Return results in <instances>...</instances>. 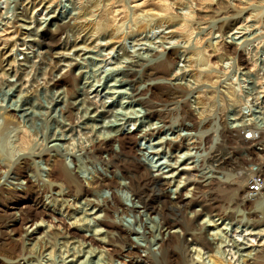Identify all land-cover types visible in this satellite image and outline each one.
I'll return each mask as SVG.
<instances>
[{
  "label": "rangeland",
  "instance_id": "obj_1",
  "mask_svg": "<svg viewBox=\"0 0 264 264\" xmlns=\"http://www.w3.org/2000/svg\"><path fill=\"white\" fill-rule=\"evenodd\" d=\"M22 1L23 0H0V20L3 21L0 23V26L5 28V30L0 31V51L4 52L1 59H4L5 57H7V59H15V63L12 65L13 68H11V70L9 69L11 74L7 73L4 75V77H7L8 79H0V106H8L14 103L12 106L19 109L14 110L19 118L23 115V108L25 105L27 107L31 106L28 110L31 111L32 115H23L25 120L22 119L23 116L21 119H18L17 117V121L9 122L7 124V118L3 115V112L0 109L1 182L3 181V183L7 184H17V182L20 181V178L21 182L24 180V176H18L15 173V167L20 164L24 157L29 160V165H31L30 167L32 168H30V171L28 170L27 173L32 172L36 175L37 181H44V178L46 179L49 177L48 169H50L48 164L49 162L47 161L45 154H59L63 158V163L70 171L73 172V175L76 173L74 170L76 168L78 169V173H80L79 178L83 176L81 179L87 178V176H93L95 171L96 173L98 171L107 174L109 168L105 166V163L101 159H98L97 157L94 158L95 156L92 157L88 154V148H91L95 142L101 139H106L112 135V133H116L118 129L123 126L124 129L130 127L131 131L147 127L149 121L148 115H150H145V111H147L148 108L146 104L132 101V98L127 95L130 92H133V84H131V82L128 81V77L123 75V72H121L127 60L124 57H128V55H130V57L136 56V58H138L139 56L140 58L142 55V58L145 61H149L151 59L153 60L154 57L156 58L159 55L160 51V54H162L161 47L163 44L164 46L172 44L181 45V52L179 53L180 58H178L179 61L177 60L176 66L177 69L179 68V70H177L179 72L175 70L173 72L164 73L166 74L165 77L169 78V81L171 80V84H166V87L164 86V88H167L169 93H180V97L184 100L182 101L183 103L180 102L169 105L168 99L165 98L166 96L156 95L151 99V105L153 106L152 115L155 118L159 116H166L168 119L176 118L177 120L182 119L183 117H190L192 114L197 115L199 118L200 129H202L201 138L202 147H204L202 151L207 152L210 144L214 143L216 146L217 142H222L223 140L226 143L225 145L229 147V149L234 150L237 154L243 147L245 148V160L242 162L240 155L239 160L242 163L241 166L245 168L249 158V153L247 154V147L249 145H244L240 141L237 143L228 141L223 130L225 127L232 128L234 125L236 126L237 123L239 124L244 122V120L245 125L249 124L258 127L264 126V61L262 60L260 62V60L264 58V0H231L234 3V5L230 7V11L232 13L228 12L227 14L240 16L241 19H245V16L248 18L249 16V19L246 21L243 20L246 23L243 31H246V33L241 38H238L241 33H235L234 35L237 36L235 39L233 38L234 35L232 37H226V39L221 37V34L227 30L226 24L230 21L229 19L231 17H229V19H224L223 16L226 14L220 12L214 14L213 18H206L203 22L195 24L194 30L190 35L181 34L175 39H164L165 33L163 29L165 26L159 25L158 18L160 15L158 14L163 11L167 2H174L169 9L170 12L185 13L187 11H193L192 9L196 10V7L203 8V6H209V4L213 6L217 0H184L182 5L179 4L177 0H55L54 4H56L59 17L60 14L61 17L62 15L63 17H66V15L68 17L72 13V15H77L78 13H81L84 8L88 9V14L86 15L87 18L85 17V20H88L87 22L90 26L96 25V27H98V24L103 25L102 30L96 28L94 35L92 36L93 38L97 34L103 32H106V34L111 32L113 33V36H118L120 33L118 36L120 42L114 47H94V44L86 47L85 44L80 41L82 34L74 31L61 32L60 34H57L55 36L56 39L54 38L53 42L45 41L44 38L40 36L38 28L48 16V9L50 7L45 8L43 6H36L37 8L34 7V9L33 6L29 5L28 8H25L24 4H21ZM249 6L250 8H248ZM243 21L241 23L244 24ZM198 37L200 42L197 40ZM244 38L247 39L248 42L243 44L239 43L240 47L243 49L245 48L244 51L250 56L253 55V57L256 58V62L258 61L256 63V68H254L255 70H253V72L256 73H250L253 74L250 76L242 75L240 69L243 68L237 67V65H240V62L242 61L240 55L232 60L224 59L222 62V58L225 57L226 53H228L227 51L233 50L232 47H226V43L229 44V40H238V42H241ZM100 41L103 42V39L101 38ZM80 45L82 48L84 46L85 49L81 48V51H77V48H79ZM194 46L200 47L194 50ZM90 49H92V51H90ZM93 49L96 52L93 51ZM123 52L126 54H122ZM245 52L243 53V56H246ZM62 54L67 55L69 58H63ZM13 55L15 57H13ZM87 55H89V58ZM83 56H87V60H83ZM92 56H94V58H92ZM151 56L154 57L152 58ZM159 57L162 58V55H159ZM117 58H122L121 62ZM7 59L5 60V63L8 61ZM68 60L77 62V64L67 66ZM5 63V68H10V65ZM54 65L57 66L52 68ZM223 66H225V68ZM261 67H263V69ZM12 69H16L18 71V75L23 72L28 73L25 76V78L28 79L25 87H27L30 82H32L33 85L31 84L29 89H27L28 87L22 89L23 91L21 92L14 91L13 94L9 93L7 91L10 86L8 83L15 81L18 76L17 74L14 75V70ZM243 71L245 70L243 69ZM260 74L262 76H260ZM258 76H260V78ZM241 77L245 78V82L241 80ZM256 77H258V79H256ZM62 78L69 81H64ZM55 79L59 80V84L55 85L52 83ZM3 80H5V82ZM259 81L262 82V86L259 84ZM138 84L141 85L143 82L138 81ZM180 84L186 86H175ZM243 84L250 87V95L245 91L240 90V85ZM114 89L116 91H114ZM151 92L152 91H149V93ZM50 94H52L51 98ZM52 96L60 98L57 99L58 101L51 102ZM254 98L255 100H253ZM26 100L28 102H26ZM258 101H261L262 103L260 102L259 104ZM15 103H17L18 107ZM30 115L31 117L29 118ZM49 115L50 117L48 118L47 116ZM240 116H242V118H239ZM50 118L53 119L51 120ZM23 129H26L29 134V143L25 147H23L20 142V135ZM243 131H245V129ZM260 135L264 141V130L260 132ZM147 144L148 141L146 138L138 137L133 154H135L137 150V154L139 152V154L141 153V155L145 157ZM114 147L119 149L120 143L117 141L114 142ZM129 152L131 151L128 150L126 153L128 154ZM131 154L132 152L129 156ZM243 164L245 166H243ZM104 166L107 169H105ZM206 166H212L209 160L206 161ZM114 171L115 170L113 169L109 170L107 176L111 178ZM116 171L119 173H117L118 175H122L120 179L123 178L124 182L125 180L127 181V177L121 167H118ZM110 172H113L112 175ZM219 175L221 174L219 173ZM155 178V186L152 184L154 187L153 194H159L161 199L164 200L163 204L169 211V215L172 219L165 218L163 213L151 212L145 209L139 211L140 213L135 210H129L123 215L118 212L113 214L110 210V220L107 221L108 226H105L103 223H98L100 222V219H98L99 217L95 215L96 213H103L102 210L85 216L84 211L79 208L78 210L80 211L72 209V217L66 218V222L68 221L69 225L72 224L71 226H75L76 223H78L77 227L81 230V232H87L88 234L93 233L95 237L98 236L97 238L107 235L105 234L106 232L103 233L106 228H109L107 230L116 231V228L110 221H113V223L115 222L117 225L123 223L124 226H127L128 228L132 225L131 229L133 228L134 230L132 229L133 232L130 234V239L135 245H137V252L142 256L143 254L151 255L150 253L152 252L153 257L160 256L163 245L153 240L156 238L153 234L149 235L146 233L148 230L147 226L152 228L153 225L159 224L162 225L163 228L169 226L171 229H179L180 231H176L173 235L168 237L171 244H181L182 241L184 242V239L185 243L186 240L196 241L195 232L204 230L200 229L197 225L202 227L206 226L205 235H208L215 229L213 225L206 224H209L210 220L216 222L215 218H218L217 212L228 211L229 207H237L241 211V214L243 213L238 217L243 216L245 220L247 219L246 221L250 219V223L258 219L260 225L257 226V228H264V213L259 211L262 206L264 208V193H262L263 195H260L262 198L256 200L248 199L245 200L244 204L241 203V201L236 202V199H234L235 201H231V188L226 187V189H222L221 195L218 197H216L215 192L213 193L212 186L215 185L216 181H219L224 186H228L229 183L227 181L217 179L211 181L210 185H205L202 188H196L194 186V191L183 190L179 194L174 191L176 186L161 183V181H164L162 178H158V180H160L159 183L157 178ZM118 192L123 197L125 205L136 202L135 200L137 198L130 188L125 187V190L118 189ZM262 192H264V190ZM107 193L110 194L109 191H107ZM177 196L184 200V202L174 200ZM42 198L44 199L45 197L42 196ZM209 198L210 200H208ZM48 200L49 199H47V201ZM257 202L258 204L261 203V205H257ZM76 203L78 205L83 204L79 200H77L75 204ZM86 210L90 211L89 208ZM254 213H257L256 215L259 214L255 220L253 218L254 216H252ZM15 215H18V212ZM83 217L85 219L87 217L88 218L87 220H83ZM49 218L50 217L45 215V213H39L37 215L35 220L38 219L37 221H41L42 224H44L40 229L41 233H46L48 226L45 225L48 224L49 220L47 221V219ZM55 218L57 217L55 216ZM72 222H76L75 225ZM29 225L30 223L28 222H26V224L25 222L22 224L23 233L26 229L30 230L33 228L32 226L35 224L30 227ZM228 226L229 228H235L234 225ZM102 228H104V230ZM153 228L155 229V227ZM238 229L241 230V227ZM217 230L219 229L217 228L216 231ZM227 230V235L225 234L223 237L224 239L226 238L227 242H223L222 246L217 248L216 245L208 239L209 244L207 246H204L202 242H199V245L197 244L199 247L197 246L198 248L195 251V248H192V245L190 244L189 246L191 247L185 249L186 253L178 252L180 255V262L182 261L183 264H198L196 261L200 258L201 262L205 261L206 264H214L213 259H215V255L217 254V256L226 254L228 257L236 256L234 257V259H236L241 251H238L236 247L232 248L230 246L235 231H233L234 229ZM38 234L40 233H36L35 235ZM61 235H63V237H57L58 240L56 245L53 247L50 255L51 257L48 255H45V257L43 256V258L38 257L37 260L35 259L36 261L34 260L35 262L33 261V264H123L124 258H129V256L114 255V261L109 262L106 257L105 259L103 258L105 251H99L102 246H97V248L93 251L91 248H94V245L80 246L77 241L72 242L73 239L68 237L72 235L71 230H65L61 233ZM197 236L199 241L204 240L199 237V234H197ZM107 237L108 235L103 238L107 239ZM188 238L190 239L188 240ZM25 241L29 242L26 239ZM227 243H229V245L223 246ZM251 248L252 247L248 248V250ZM6 251V249L0 248V256H2V258H6H4L5 261L3 259L4 264H8L7 259L10 258V255L5 254ZM23 252H25V250ZM13 253H19L20 255L21 250H16V252ZM27 253L28 251L26 254ZM211 253L215 254L214 258ZM192 255H194V257ZM72 258L73 262L70 261ZM64 259H66V261H64ZM184 259L186 260L184 261ZM159 261V264H165L160 257ZM237 262L238 261H236L235 264L239 263ZM256 262L258 264H264V259L258 258ZM149 264L157 263L150 262Z\"/></svg>",
  "mask_w": 264,
  "mask_h": 264
},
{
  "label": "bare ground",
  "instance_id": "obj_2",
  "mask_svg": "<svg viewBox=\"0 0 264 264\" xmlns=\"http://www.w3.org/2000/svg\"><path fill=\"white\" fill-rule=\"evenodd\" d=\"M177 1L181 5L184 2V0H177ZM189 1H191V0H189ZM242 1H247V0H242ZM54 2H55V0H23L21 3V4H24L25 8H28L29 5L33 6V8L36 6H38V7L43 6L45 8L50 7L48 9V16L46 17L45 21L43 23H41V26H39V28H38L39 32H40L39 33L40 36H42L45 41L53 42L54 38L57 34H60L61 32L74 31L76 33L82 34V38L80 41H82V43L85 44L86 47L91 45V44H94L93 45L94 47H98V46L114 47L115 45H117V43L120 42L118 39V36L120 35V33L118 36H113V33H111V32H108V34H106V32H103V33L97 34L94 38L92 37L94 35V31L96 30V28H99L102 30L103 25L98 24V27H96V25L90 26V24L87 22L88 20L87 21L85 20V17L88 14L87 8H84L83 11L81 13H78L77 15H72L73 14L72 13L71 14L72 16L70 15L67 17V15H66V17H63V15H62V17H61V14H60V17H59V12L57 11L56 4H54ZM56 3H57V1H56ZM173 3L174 2H167L163 8V11L158 14V15H160L158 18L159 19V25L165 26V28L163 29V31L165 33L164 39H166V38H174L175 39L176 37H179V35H181V34L190 35V34H192V32L194 30L195 24H199V23L203 22L204 20H206V18H208V19L213 18L214 14H216L218 12L226 14L225 16H223L224 19L225 18L229 19V17H231L229 19L230 21L227 22V24H226L227 30L226 31L224 30L225 32L221 34V37H223V39H226V37H229V36L232 37L235 33H241L240 36L238 37V38H241L246 33V31H243L245 29V26H246V23L243 20L246 21L247 19H249V16H248V18L245 16V19L244 18L241 19L240 16H234L232 14H227L228 12H231L230 7L234 5V3L231 0H217L213 4V6H211L209 4V6L205 5V6H203V8L196 7L197 11L192 9L193 11H191V12L187 11L185 13H182V12L172 13V12H170L169 9L171 8ZM245 6H247V5H245ZM177 7H179V6H177ZM248 8H250V6ZM248 8H247V10H248ZM29 9H31V8H29ZM179 9H182V8H179ZM176 11H178V10H176ZM251 15H252V12H251ZM214 18H216V17H214ZM219 18H221V17H219ZM242 21L244 22V24L241 23ZM2 22L3 21L0 20V23H2ZM1 30H5V28H2V26H0V31ZM165 30H167V31H165ZM236 37L237 36H235V35L233 36L234 39ZM101 38L103 39V42L100 41ZM247 38L250 39L249 37H247ZM24 39H25V37H24ZM30 40H32V39H30ZM76 40H78V39H76ZM197 40H198V42H200L199 37L197 38ZM247 42H248V40L245 38H244V40H241V42H238V40L237 41H235V40L230 41L229 40V44L226 43V47H232L233 50L230 49L232 51H227L228 53H226L225 57L222 58V62L224 61V59H231L232 60L233 58L239 57V55H240V58L242 61L240 62V65L239 64L237 65V67L243 68L245 70V71H243V69H240L242 75L250 76V75H253L250 73H256V72H253V70H255L254 68H256V63L258 61L256 62V58H254L253 55L252 56L248 55L244 51L245 48L243 49L242 47H240L239 43L243 44V43H247ZM14 43H16V42H14ZM76 44H78V43H76ZM169 44H170V42H169ZM80 46H79V48H77V51H79L82 48V46L81 47ZM180 46H181L180 44L179 45L172 44V45H167V46L166 45L164 46V44H163L162 47L160 46L162 48V54H160L161 51L159 53V55H162V58H160L161 56L159 57V55L156 58L154 56H151L152 58L153 57L154 58H153V60L151 59L149 61H145L142 58V55L140 56V58L138 55H137L138 58H136V56H134L135 58L130 57V55H128V57H124L127 60H126V64L124 63L125 65H124V68H122L121 72H123L122 74L127 76L128 81L131 82V84H133V86H132L133 92H130L127 95H129V97L132 98V101H137V102L142 103V104L144 103L148 106L147 111H145V115L150 114V115H148L149 120L154 118V116L152 115V111H153L152 107L153 106L151 105V99L153 97H155L156 95L166 96L165 98L168 99L169 105L180 103L184 100L180 97L181 96L180 93L179 94L171 93V92L169 93L167 91L168 89L164 88V86L166 84H169L171 81V80L169 81V78L165 77L166 74H164V73H169V72H173L175 70L176 71L179 70V68L177 69L176 66H177V60L179 61L178 58H180L179 57V55H180L179 53L181 52ZM202 46H204V45H202ZM186 47H188V46H186ZM199 47L200 46H196V47L194 46V50H196ZM83 48H84V46H83ZM90 51H92V49H90ZM93 51H95V50L93 49ZM153 52H154V50H153ZM244 52L246 53V56H243ZM3 54H4V52L0 51V79H6L7 80L8 78L7 77L5 78L4 75L7 73L11 74V72H9V69L11 70V68H13L12 65H14L15 59H13V58L7 59V57H5L4 59L3 58L1 59ZM122 54H126V53L123 52ZM144 54H145V52H144ZM7 56H9V55H7ZM87 56L89 58V55H87ZM87 56H83L82 59L87 60L86 59ZM13 57H15V56L13 55ZM62 57L67 58L68 56L62 54ZM92 58H94V56H92ZM6 59L8 61H6V63H5ZM117 59H119V58H117ZM121 59H119L120 62H121ZM262 60L264 61V58H262L260 60V62ZM4 63L10 65V68H5ZM235 63H236V61H235ZM73 64L76 65L77 62H72V61L68 60L67 66L68 65L72 66ZM82 64H83V62H82ZM23 66H24V64H23ZM56 66L57 65H54L52 68H55ZM223 67L225 68V66H223ZM22 68H24V67H22ZM261 68L263 69V67H261ZM12 70H14V69H12ZM257 70H258V68H257ZM177 72H179V71H177ZM17 73H18V71L15 69L14 75H16ZM27 74L28 73H25V72H23L20 75L17 74L18 75L17 79L13 82L10 81L11 83H8V85H10V86L7 89V91L9 93L13 94L14 91L21 92V91H23L22 89H25L27 87H28L27 89H29V86L32 84V82H30L29 85L27 87H25L26 83L28 82V79L25 78V76ZM260 76H262V75L260 74ZM260 76H258V77L260 78ZM258 77H256V79H258ZM36 79H38V78H36ZM62 79L64 81H69V80H66L65 78H62ZM241 80L243 82H245V78L241 77ZM3 81L5 82V80H3ZM138 81H140V82L142 81L143 84L139 85ZM0 83H1V81H0ZM52 83L55 85L59 84V80L55 79V81H53ZM261 83L262 82L259 81L260 85H261ZM112 84H114V83H112ZM173 84H176V83H173ZM175 86L183 87L186 85L180 84V85H175ZM240 86H241L240 90L245 91V84L240 85ZM65 89H66V87H65ZM114 91H116V90L114 89ZM117 91H120V90H117ZM149 91H152V92L149 93ZM58 92H60V91H58ZM58 92H57V94H58ZM61 92H62V89H61ZM51 95L52 94H50V98H51ZM19 96H20V94H19ZM57 97H58V95H57ZM57 97L55 98L52 96L51 102L58 101L57 99H59L60 97L59 98H57ZM62 97H63V95H62ZM79 99H81V98H79ZM253 100H255V98ZM263 101H264V99H263ZM26 102H28V101L26 100ZM260 102H259V104H260ZM17 103H15V105H17ZM12 105H14V103H12ZM12 105H8V106L5 105L6 107L0 106V109L3 112V115L7 118V120H6L7 124L9 122L17 121V117H18V119H21V117L23 115L28 116L29 114H31V111L28 110V109H30L31 106L29 105L30 107H27L25 105L26 108L25 107L23 108V111H24L23 115L19 118V116H17V113L14 111L17 108L12 106ZM20 106H22V105H20ZM17 107H18V105H17ZM19 108H21V107H19ZM17 110H19V109H17ZM39 114H40V112H39ZM31 115L29 116V118L31 117ZM24 116L22 119L25 118ZM47 117L49 118L50 115ZM52 117H55V116H52ZM158 118L161 119L162 117L159 116ZM239 118H242V116H240ZM245 126H247L248 128H251L252 125H249V124L245 125V120H244V122L239 123V124L237 123V125L236 126L234 125L232 128L231 127H225L223 131L227 137L226 139L232 143H237L238 141H240L241 143H243L245 145L246 144L245 135L242 134V131L245 129ZM43 134H45V133H43ZM200 134L202 136V129H200ZM138 137L139 138L140 137L147 138V127L139 128L136 131H131L130 127L124 129V126H123V127L119 128L116 133H114V134L112 133V135H110L106 139H101V140L95 142V144L92 145L91 148H88V154H90L92 157L95 156L94 158L97 157L98 159H101L105 163V166L107 168H109V170H112V169L115 170L113 175H112L113 172L112 173L110 172V174L112 175L111 178L107 176V174L109 173V170H108L107 174L104 172H98V171L96 173V171H95V174L93 176H91V177L87 176V178L81 179L83 176L81 178H79L80 173H78L79 172L78 169L75 167L76 169L74 171L76 173H74V175H73V172L70 171L67 166H65V164L63 163V158L59 154H47V155L45 154V157H46L47 161L49 162L48 164L50 166V167L48 166L50 168V169H48L49 170V172H48L49 177L46 179L44 178V181L39 182L36 180V175L34 173H32V172L27 173L28 170L30 171L31 165H29V163H30L29 160L26 157H24V159L20 162V164L17 165V167H15L16 175L24 176V180L21 182V178H20V181L17 182V184H14V183L7 184V183H3V181L2 182L0 181V248L6 249L7 251L5 254L10 255L9 256L10 258L7 259L8 264H33V261L35 259L37 260L38 257L43 258V256L45 257V255L50 256L51 252L53 250V247H54V245H56V242L58 240L57 237L58 236L63 237V235H65V234L61 235V233H63L65 230H71L72 235L68 236V237L69 238L71 237V239H73L72 242L77 241L78 244H80V246L81 245H92V246L94 245L93 246L94 248H91V249H93V251L95 250V248H97V246L98 247L102 246L101 249H99V251H101V252L105 251L103 258L105 259V257H106L108 259V260L107 259L106 260L109 262L114 261L113 260L114 255L115 256L124 255V256H129V258L128 257H127L128 259L124 258L123 264H149L150 262H155V263L159 264V262H160L159 257L162 259V261L165 262V264H183L182 261L180 262V255L178 254V252L179 253H181V252L186 253L185 249L188 247H191V246H189L190 244L192 245V248H195V251H196V249L199 247L198 246L199 242H202V244H204V246H207L209 244L208 239H210V241H212V243L215 244L217 248H219L220 246H222L223 242H227L226 238L225 239L223 238L225 234L227 235V232H228L227 229H231V230L234 229L233 231H235V234H234L233 239L231 240L232 243L230 244V246L232 248L236 247L237 250L238 251L240 250L241 252H239V255L236 259H234V257H236V256L228 257L227 254L217 256L218 254L215 255V254H213L214 253L213 252V253H211V255L213 256V258L215 255V259H213V258H211V259L214 260V264H235L236 261L239 262V263L237 262L238 264H258L256 262V260L258 258L264 259V237H263L264 228H257V226L260 225V222L258 219L255 220V218L259 214L258 215H256L257 213L252 214V216H254L253 218L255 221L250 223L249 222L250 219L248 221H246L247 219L245 220V218L243 216L238 217L239 215H242L243 213L241 214V211L237 207H229L228 211L217 212L218 218H215L216 222H213V220L212 221L210 220L209 221L210 223L206 224V225H213L214 229H215L212 232H210L208 235L207 234L205 235L206 226L202 227L200 225H197L198 227H200V229H204V230H200L198 232H195V240L196 241H187L186 240V243H185V239H184V242L182 241L181 244H177V243L171 244V241L169 240L168 237L173 235L174 232L180 231L179 229H177V228L171 229L169 226H166L165 228H163V226L159 225V224L153 225L152 228L147 226L148 230L146 231V233H148L149 235L153 234L154 237H156V238L155 239L152 238V239L163 245V249L161 251L162 253L160 254L159 257H157V256L153 257L152 252L150 253L151 255L143 254V256L137 252V248H136L137 245H135L130 239V234L134 230L133 228H132L133 230L131 229L132 225H130V227L128 228L127 226H124L123 223H120L117 225V224H115V222L113 223V221H110V222H112L111 224L114 225V227L116 228V231L107 230L109 228H106L104 230V228H102L104 230L103 233L106 232L105 234L108 235L107 239L103 238L104 236H107V235H104L102 237L97 238L98 236L95 237V235L93 233L88 234L87 232L86 233L81 232V230H79V228L77 227V225H78V223H76L77 221L75 222L76 225L74 222H72V223H74L75 226H71L72 224L69 225L68 221L66 222V218L72 217V215H71V212L73 211L72 209H75L76 211H80V210H78L79 208H81L82 211H84L85 216L91 215L93 213H96V212L102 210L103 213H96L95 215L97 217H99L98 219H100V222H98V223H103L105 226H108L107 221L110 220V215H109L110 210H111V212H113V214L115 212H118L119 214L123 215V214L127 213L129 210H135V211L139 212L142 209H145V210H148L151 212L163 213L165 215V218L172 219L169 215L170 214L169 211L167 210V208H165V206L163 204L164 200L161 199L159 194H157V195L153 194V188L154 187L151 185V178H150L151 176L149 175L150 173L148 172V167L145 163V160L140 156L139 152L137 154V150H136V153L133 154V150L136 146L135 144H136V140L138 139ZM116 141L120 143L119 149H116V147H114V142H116ZM20 142H21V145L23 147H25L29 143V134H28V131L26 129H23V131L20 135ZM225 144L226 143L224 140L222 142L221 141L217 142L216 146L214 145V143H212L209 145V150H208L209 154L207 153V160L211 161L213 167L215 168L211 172V175L209 177H211L212 179L227 181L229 183L228 186L227 185L224 186L219 181H216L215 185L212 186L213 193L215 192L216 197H218L219 195H221L222 189H226V187L231 188L232 189V192L230 193L231 201L236 199V202L241 201V203H244V204H245V200H248V199L256 200V199L262 198L260 195L264 192H262L256 198L247 197L248 195H247V192L245 189V185L247 183L248 171H247L246 166L244 164H243V166H245V168L241 166L242 163L239 160L240 158H241L242 162L245 160V148L242 147L239 150V153L237 154L234 152V150L229 149V147H227ZM128 150L132 152V154L130 156H129V154L131 152H129L128 154L126 153ZM255 153L259 154L258 155L259 159L264 164V149H263V151L257 150V151H255ZM239 155H240V158H239ZM105 166H104V168H105ZM118 167L122 168L125 176L127 177V181L125 180V182H124L123 178H121L122 180L120 179V177L122 175H118L119 173L116 171V169ZM107 168H105V169H107ZM181 169L184 171H187V170H189V167L184 166ZM81 170H83V169H81ZM219 173L221 175H219ZM187 174H188L189 180H188V182L185 183V185L188 184L190 181H193L196 188H202V185H203L202 179H194V174L191 171H187ZM223 175H225V176H223ZM157 180H158V178H157ZM158 182L160 183V180H158ZM155 183H154V179H153L152 184L154 186H155ZM125 187L130 188V190H132L133 194L137 198L135 200L136 201L135 203L125 205V203L123 202V197L118 192V189H124L125 190ZM158 189H159V187H158ZM185 189L190 190L191 185H189L187 187L180 188V191L185 190ZM106 190L109 191L110 194H108ZM175 190H177V189L175 188ZM42 196L45 197L44 198L45 200L42 198ZM47 199H49V200L47 201ZM77 200L81 201L83 204L82 205H78L77 203L75 204V202ZM208 200H210V198ZM180 201L184 202V200H182V199ZM262 202H263V200H262ZM257 205H261V203L258 204V202H257ZM95 206H97V207H95ZM168 206H169V203H168ZM258 207H260V206H258ZM88 208L90 209V211L86 210ZM104 210H105V212H104ZM15 211L18 212V215H15L17 213ZM259 211L264 213L263 206ZM39 213L40 214L45 213V215H48L50 217L49 219H47V221L49 220L48 224L45 225V226H48V229H46V233L40 232V229H41L42 225H44V224H42L41 221H37L38 219L35 220ZM55 216L57 218H55ZM96 216H94V217H96ZM87 218L86 219L84 218L83 220H87ZM52 221H53V223H52ZM24 222H25V224H26V222L30 223L29 227L32 226L33 224H35V225L32 226L33 228H31L30 230L26 229V231H24V233H23L22 224ZM227 224L230 226L234 225L235 228H233V227L229 228V226ZM153 227H155V229ZM240 227H241V230L238 229ZM217 228L219 230L216 231ZM154 230H155V233H154ZM36 233H40V234L35 235ZM197 234H199V237H201L202 240L203 239L204 240L199 241L197 239V237H198ZM65 238H66V236H65ZM25 239L28 240L29 242L25 241ZM189 239L190 238H188V240ZM25 242H27V243H25ZM148 245H150V244H148ZM227 245H229V243L224 244L223 246H227ZM250 247H252V248L250 250H248V248H250ZM149 249H151V248H149ZM16 250H21V254L20 255H19V253L14 254L13 252H16ZM24 250H25V252H23ZM81 250H79V251H81ZM246 250H248V251H246ZM27 251H28V253L26 254ZM153 254H154V252H153ZM72 255H73V252H72ZM192 256L194 257V255H192ZM4 258H2V256H0V264H4L3 263ZM5 259H4V261H5ZM195 259H197V258H195ZM185 260L186 259H184V261ZM64 261H66V259H64ZM70 261L73 262V258L70 259ZM193 262H191V263H193ZM196 262L198 264H206L205 261L201 262L200 258Z\"/></svg>",
  "mask_w": 264,
  "mask_h": 264
},
{
  "label": "built area",
  "instance_id": "obj_3",
  "mask_svg": "<svg viewBox=\"0 0 264 264\" xmlns=\"http://www.w3.org/2000/svg\"><path fill=\"white\" fill-rule=\"evenodd\" d=\"M245 92L250 94V87L245 85ZM155 118V117H154ZM152 118L147 125V141L146 154L143 157L148 167L149 175L152 180L162 178L166 185L176 186L174 191L180 194V188L191 185L193 190L194 182L188 184L187 171L194 174V179H202V187L210 185L211 181L217 180L209 177L215 169L212 166L207 167V152L202 149V136L200 134V123L197 115L192 114L190 117L182 119H168V117ZM263 127L252 125L251 128L245 126V142L247 154L249 153L246 169L248 178L246 183L247 197L256 198L264 190V164L259 159V154L255 151L264 149V141L260 132ZM209 154V153H208ZM211 162V161H210ZM212 164V163H211ZM187 166L189 170L184 171L181 168ZM188 190V189H185ZM194 191V190H193ZM176 201H180L177 196Z\"/></svg>",
  "mask_w": 264,
  "mask_h": 264
}]
</instances>
